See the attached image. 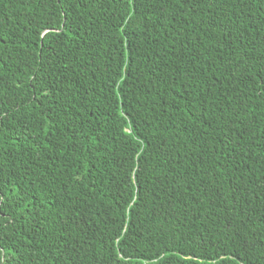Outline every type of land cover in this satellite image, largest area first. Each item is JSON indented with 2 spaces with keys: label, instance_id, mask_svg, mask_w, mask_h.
Returning a JSON list of instances; mask_svg holds the SVG:
<instances>
[{
  "label": "trees",
  "instance_id": "trees-1",
  "mask_svg": "<svg viewBox=\"0 0 264 264\" xmlns=\"http://www.w3.org/2000/svg\"><path fill=\"white\" fill-rule=\"evenodd\" d=\"M0 264H264V0H0Z\"/></svg>",
  "mask_w": 264,
  "mask_h": 264
}]
</instances>
